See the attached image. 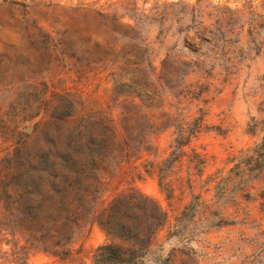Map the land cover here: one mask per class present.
I'll return each instance as SVG.
<instances>
[{
    "label": "rangeland",
    "instance_id": "1",
    "mask_svg": "<svg viewBox=\"0 0 264 264\" xmlns=\"http://www.w3.org/2000/svg\"><path fill=\"white\" fill-rule=\"evenodd\" d=\"M183 87L198 97L181 108L204 127L181 142L175 173L191 184L168 199L148 164L174 147L172 130L158 127L177 112L157 103L174 105L169 94ZM141 90L157 96L153 106L126 97ZM75 142H140L118 166L104 155L98 211L128 191L156 201L167 223L147 264H264V0H0V264H93L111 243L82 225L54 256L17 232L20 182L46 197L36 185L48 179L53 145L60 160ZM194 154L201 176L188 168ZM192 195L199 213L171 237Z\"/></svg>",
    "mask_w": 264,
    "mask_h": 264
},
{
    "label": "trees",
    "instance_id": "2",
    "mask_svg": "<svg viewBox=\"0 0 264 264\" xmlns=\"http://www.w3.org/2000/svg\"><path fill=\"white\" fill-rule=\"evenodd\" d=\"M162 68L165 69V62ZM165 87L167 88L166 85ZM169 96L176 99V103L172 105L160 102L157 103V108L170 106L177 112L178 117L170 115L158 128L172 130L174 147L165 160L148 164L149 171L156 174L158 186L167 194L168 199L173 196L176 185L184 182L191 184L192 175L184 180L175 173L182 166L183 147L187 145L181 142H189L204 127L203 116L190 119L184 108H181L186 99L197 101L198 94L191 87H183L181 93ZM126 97L137 99L144 107H150L155 104L157 96L148 90H141L140 93ZM143 126L151 130L157 129L156 124L149 120ZM52 149V159L46 164L49 170L48 179L44 186L42 183L36 185L39 189L46 190V197L35 199L39 194L29 192L27 181L20 182L25 189L28 188L23 202L24 208L17 210L19 217L16 229L24 241L35 245L34 247L39 245L43 251L54 256H62L68 253L67 246L82 225L88 227L96 224L111 243L95 249L93 264H147L149 258L155 255L152 252L155 238L167 223V215L156 201L139 192L128 191L117 194L98 211L99 202L105 193L98 173L105 165L104 155L108 152L114 165L118 166L143 150L140 142H108L106 145L99 143L94 150L83 142L67 143L66 158L60 160L56 144ZM190 164L192 165L188 168L201 176L203 162L197 154H194ZM29 168H32L31 164ZM199 201V195H192L191 202L175 219L171 237L179 235L182 226L186 222L191 223L192 218L199 213ZM220 225L222 224H215L213 227Z\"/></svg>",
    "mask_w": 264,
    "mask_h": 264
}]
</instances>
